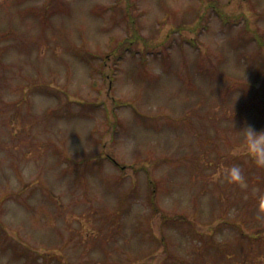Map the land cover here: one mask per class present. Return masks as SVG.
Listing matches in <instances>:
<instances>
[{"label":"rangeland","instance_id":"obj_1","mask_svg":"<svg viewBox=\"0 0 264 264\" xmlns=\"http://www.w3.org/2000/svg\"><path fill=\"white\" fill-rule=\"evenodd\" d=\"M249 125L264 0H0V264H264Z\"/></svg>","mask_w":264,"mask_h":264},{"label":"clouds","instance_id":"obj_2","mask_svg":"<svg viewBox=\"0 0 264 264\" xmlns=\"http://www.w3.org/2000/svg\"><path fill=\"white\" fill-rule=\"evenodd\" d=\"M240 132V142L235 144L231 151L233 155L241 153L250 156L255 162L264 166V130L257 131L252 126H246ZM223 175L231 182L238 183L241 187H247V179L239 164H232L222 168ZM221 173H217L220 176ZM256 194L260 195L259 189Z\"/></svg>","mask_w":264,"mask_h":264},{"label":"trees","instance_id":"obj_3","mask_svg":"<svg viewBox=\"0 0 264 264\" xmlns=\"http://www.w3.org/2000/svg\"><path fill=\"white\" fill-rule=\"evenodd\" d=\"M213 6V5H212ZM100 56L96 55L94 58H99Z\"/></svg>","mask_w":264,"mask_h":264}]
</instances>
